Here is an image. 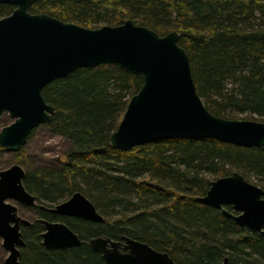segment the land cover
<instances>
[{
	"label": "trees",
	"instance_id": "16d2710c",
	"mask_svg": "<svg viewBox=\"0 0 264 264\" xmlns=\"http://www.w3.org/2000/svg\"><path fill=\"white\" fill-rule=\"evenodd\" d=\"M14 9L0 3V18ZM29 10L93 28L130 18L161 35L178 30L208 109L225 118L264 121V0H36ZM142 84V75L104 63L78 68L43 88L56 108L45 126L69 147L58 165L26 168L24 185L38 205L21 206L34 216L21 226L19 264H104L89 243L97 236L147 242L177 264H218L226 257L227 264H264V233L198 200L213 179L235 171L264 189V145L171 138L116 148L110 137ZM13 155L25 165L32 158L25 145ZM76 191L94 203L101 222L40 206L52 207ZM41 218L66 223L82 243L46 248Z\"/></svg>",
	"mask_w": 264,
	"mask_h": 264
},
{
	"label": "water",
	"instance_id": "95a60500",
	"mask_svg": "<svg viewBox=\"0 0 264 264\" xmlns=\"http://www.w3.org/2000/svg\"><path fill=\"white\" fill-rule=\"evenodd\" d=\"M36 0H0L15 6L0 18V119H14L0 130V144L17 152L31 132L48 122L56 108L43 88L82 67L117 63L143 76V84L124 112L111 144L122 150L171 138H215L241 146L264 145V121L217 116L205 105L192 75L190 57L179 44L180 32L164 35L128 18L118 25L87 27L48 13L29 10ZM27 171L14 163L0 170V236L8 252L5 264H19L25 245L22 224H30L19 205L38 201L24 185ZM198 200L220 208L240 226L264 233V189L238 171L213 179ZM12 201L17 202L14 203ZM231 205V211L226 208ZM48 208L51 212L101 222L104 217L82 192ZM43 245L48 249L82 243L62 221L42 218ZM104 264H177L168 251L123 236L89 240ZM228 257L218 264H227Z\"/></svg>",
	"mask_w": 264,
	"mask_h": 264
},
{
	"label": "rangeland",
	"instance_id": "374dc122",
	"mask_svg": "<svg viewBox=\"0 0 264 264\" xmlns=\"http://www.w3.org/2000/svg\"><path fill=\"white\" fill-rule=\"evenodd\" d=\"M249 115V114H247ZM254 118V117H253ZM258 116L256 117V119ZM254 119V120H256ZM14 119L10 116L9 113H5L0 119V130L5 125L11 123ZM26 146V152L32 156L29 163L21 164L25 168L29 167L31 164L36 165H55L60 163L57 159L62 157L65 158V152L69 147V141L55 134H52L45 124H41L37 127L34 135L28 139ZM15 152L8 149H0V170L6 169L14 163H17L14 159ZM17 204V202L12 201ZM22 205H19V210L21 214L27 218L31 219L34 214L28 208H22ZM8 256V252L3 246V239L0 236V264H5V259Z\"/></svg>",
	"mask_w": 264,
	"mask_h": 264
},
{
	"label": "flooded vegetation",
	"instance_id": "af4514ba",
	"mask_svg": "<svg viewBox=\"0 0 264 264\" xmlns=\"http://www.w3.org/2000/svg\"><path fill=\"white\" fill-rule=\"evenodd\" d=\"M42 219V218H41Z\"/></svg>",
	"mask_w": 264,
	"mask_h": 264
}]
</instances>
